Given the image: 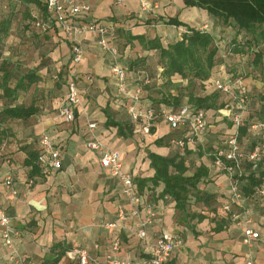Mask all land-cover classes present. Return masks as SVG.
Returning <instances> with one entry per match:
<instances>
[{"label":"crops","instance_id":"1","mask_svg":"<svg viewBox=\"0 0 264 264\" xmlns=\"http://www.w3.org/2000/svg\"><path fill=\"white\" fill-rule=\"evenodd\" d=\"M78 1L91 7L90 19L115 28L112 42L119 48L120 63L126 68L130 90L135 91L144 76H150L151 82L141 92L142 106L152 107V100L176 94L177 88L171 89L168 84L185 86L187 80L176 74L171 78L172 83H168L162 76L159 53L144 49L137 40L130 42L128 33L145 35L149 39L159 37L167 46L186 30L182 25L166 23L176 18L213 33L221 46L229 39V30L222 32L221 27L215 28L213 18L206 10L188 7L185 0ZM5 2L0 0L1 9ZM143 2L148 3L147 9H143ZM28 10L29 14L20 13L22 19L16 24L13 39H18L20 34L24 37L34 35L30 31L24 32L25 24L31 21V16H41L43 11L36 3L29 4ZM35 39L31 47L25 48L23 44L24 50L17 49L20 60L26 62L25 66L37 68L39 75V81L19 95L18 103L25 106L33 104L37 111L27 119L8 121L0 143V204L20 232L14 238V247L19 254L26 255L34 264H41L54 244L64 243L84 247L93 257L103 260L112 252L113 239L119 237L121 248L118 256L130 257L140 264L149 258L156 239L163 232L170 231L178 234L180 243L166 264H248L250 259L252 264H264V201L257 190L252 196L242 197L243 206L252 212L249 226L260 234L252 246L244 242L246 224L243 214L232 219L222 208L230 195V181L224 171L215 167L212 153L224 147V134L234 132V125H227L232 120L229 112L235 108L231 101L224 107L225 114L222 113L224 108L206 111L207 130L184 150L190 152L188 162L191 167L186 175H193L199 165L205 164L209 174L200 186L215 199L209 204L191 199L184 212L173 200L160 197L164 188L162 183L154 186L149 182L143 192H139L142 196L138 204L141 209L139 217L144 216L145 201L154 203L155 217L149 227L148 238L141 241L136 236L134 224L139 218L130 215L131 205L122 195L121 182L101 167L99 153L90 149L88 142L97 140L117 151L124 171L132 173L137 180L151 178L155 173L148 152L162 156L184 152L172 140L184 136L187 130L174 129L165 121H158L149 135L143 134L140 125L133 122L128 114L126 102L116 95V84L110 70L111 58L99 49L98 35L90 32L80 36L85 51L76 73L80 103L70 106L74 120H65L59 109L65 103L67 78L72 67L70 42L53 30L46 35L39 34ZM29 54H32L30 59ZM247 56V53L227 54L230 60L237 57L239 62L233 65L241 69ZM136 58H145L144 68L130 69L131 61ZM217 74L213 73V77L207 80L209 85L205 86V92L217 90L216 80L227 82L235 78L225 74V79H219ZM244 81L249 83L251 80L247 78ZM195 92L200 93V90ZM226 97H229L228 93ZM187 104L188 97L184 95L181 107ZM161 108L170 110L164 104ZM91 123L97 126L92 129ZM125 124H132V131ZM120 125H123L126 136L120 135ZM43 134H48L61 150L63 161L62 168L48 176L34 173L32 165L26 162L30 155L38 152V141ZM244 136L246 141L260 139V134L250 128ZM159 139L163 141L161 144L156 143ZM242 142L249 148L244 140ZM245 167L247 174L257 170L260 164L256 169H251L247 163ZM262 168L264 170V161ZM10 175L13 179L8 185L6 178ZM30 180H33L32 184ZM241 184L240 181L239 188L243 194ZM122 205L128 213L123 227H107L108 223L116 221ZM234 208L240 210V206ZM188 214L196 215L190 217ZM199 215L203 217L199 219ZM8 253L0 227V264H11ZM58 264L74 263L64 256Z\"/></svg>","mask_w":264,"mask_h":264},{"label":"trees","instance_id":"2","mask_svg":"<svg viewBox=\"0 0 264 264\" xmlns=\"http://www.w3.org/2000/svg\"><path fill=\"white\" fill-rule=\"evenodd\" d=\"M31 3H36L43 11L41 16H31V21L25 24L24 32L30 31L34 35L24 37L20 34L18 39H13L16 24L22 19V16H19L20 13L29 14L28 5ZM185 3L188 7L197 6L206 10L213 18L215 28L221 27L222 32L229 30L227 31L229 39L224 41V45L221 46L213 33L192 27L176 18L169 19L166 23L177 26L182 25L186 30L179 39L167 46L163 44L159 37L149 39L145 35L128 33L127 39L130 42L137 40L144 49L156 50L159 53L160 63L163 67L162 76L167 79L168 83H172V76L178 74L190 83L200 82L203 87V83L213 73L218 72V67L222 64L228 63L226 65L231 69L234 67L232 62H224L225 60L222 57L225 52L227 54L247 53L249 65L253 66L254 69L264 68V0H185ZM3 5H6L7 8H0V143L3 140L1 136L5 134L4 131L7 128L5 125L8 121L11 119H27L37 111L33 104L25 106L18 103L19 95L31 89L39 81L37 68L31 65L25 66L26 62L18 57V50H24L22 49L23 44L26 48L31 47L39 34L46 35L48 33H43L34 24L39 17H45L48 14L47 0L45 3L41 0H6ZM7 52L10 54L7 55ZM144 61L145 58H136L131 61L130 69L144 68L142 65ZM231 82L233 83V81ZM184 91L185 86H180L177 88L176 94H170L159 100H152L151 106L156 110H161V105L164 104L170 111H177L181 108L184 95L188 97V104L195 111L221 109L226 107L228 102L222 98V93L219 91L213 93H207L203 89L200 93H196L195 90L189 93ZM233 96L236 99L239 98L235 93L231 95V97ZM251 117L252 120L255 119L251 115L242 118V125L239 128L241 139L246 142L249 148L256 141H253V139L246 141L247 137L244 135L252 124L264 121V102L257 112V122H250ZM110 123L113 122L110 121ZM227 125L232 127L234 125L233 120L227 122ZM125 127L132 131V124H125ZM153 130L152 127L151 131ZM119 132L120 135H127L123 125H120ZM229 137L230 135L224 134L222 139L227 140ZM162 142V139L156 140L158 144ZM184 152H177L169 156L148 152L155 173L151 178L136 180L139 192H143L149 182L154 186L162 183L164 188L160 197L165 200H167L165 197L173 200L176 206L184 212L187 211L191 199L196 202L211 203L215 199L214 196L202 190L200 186L208 178L209 169L202 163L193 175H186L191 167L188 162L190 152L189 150ZM26 162L32 165L34 173H41L38 164V152L30 155V160ZM263 182L264 170L262 164H260L257 170L241 177L243 195L252 196ZM194 215L196 214H188L190 217H195ZM202 217L203 215H199V219ZM220 228L222 229V227ZM72 247L74 246L64 243L54 244L41 264H58L65 256L66 251Z\"/></svg>","mask_w":264,"mask_h":264},{"label":"built area","instance_id":"3","mask_svg":"<svg viewBox=\"0 0 264 264\" xmlns=\"http://www.w3.org/2000/svg\"><path fill=\"white\" fill-rule=\"evenodd\" d=\"M15 1V0H10ZM118 3L124 0H116ZM148 3L143 2V9L148 8ZM6 9L7 6L3 5ZM48 14L45 17H39L35 26L40 28L43 33L49 31H58L71 45L72 67L67 78V95L65 103L60 107L59 113L67 121L74 120V113L70 106H76L80 103V88L77 77V67L84 57V47L80 36L86 33H95L98 35L97 45L99 49L111 58L110 70L116 84V95L126 102V109L133 122L141 127L145 135L151 133L152 127L158 121H165L174 129L185 128L187 132L184 136L174 138L172 143L179 149L185 150L188 144H193L198 137L202 135L208 126L207 112L204 110H193L190 105H184L177 111L166 109L156 110L153 107L141 105V92L145 85L151 82L149 75H145L139 87L132 91L129 88L126 68L120 63L119 48L112 42L115 35V28L112 25L102 22H96L89 18L91 7L88 4H81L78 0H47ZM239 88V108L238 113L229 112L234 122V132L225 141L224 147L215 150L212 153L213 163L216 168L224 171L230 181V195L227 201L222 205L224 211L230 214L232 219L239 218L243 214V220L246 224L244 229V242L252 246L253 241L260 234L254 231L249 224L252 222V212L250 208L243 206V194L240 191L241 177L246 173V163L251 165V169H256L264 161V121L254 123L250 129L260 134V139L250 148L246 147L241 139L240 126L242 125V109L247 98V87L239 79L237 82ZM231 81H215L217 90L234 94V85ZM96 123H91L90 128L94 129ZM38 164L43 176L51 175L59 171L63 166L61 150L56 147L52 138L48 134L40 136L38 141ZM88 147L95 150L100 155V165L107 173L117 178L122 184V195L131 205L130 215L138 216L135 224V233L139 240L144 241L148 238L149 227L152 226L155 217L154 203L145 201L143 204L144 216L139 217L141 209L138 204L142 199L139 193L135 176L123 169V163L117 151L104 145L100 141H89ZM260 162V163H259ZM13 176L6 178V183L11 184ZM33 180H30V184ZM261 200L264 201V182L257 189ZM168 199V197H165ZM235 206H240V210H235ZM128 213L122 205L119 207L116 221L108 223L107 227L121 228L127 221ZM0 227L1 237L8 248V258L11 264H34L26 255L19 254L14 247V238L20 235L15 227L11 217H9L0 204ZM180 240L177 233L163 232L153 244L149 258L143 260L140 264H166L174 250L179 245ZM112 252L103 260L93 257L90 252L79 246H74L66 251L65 256L74 264H138L132 258H120L118 252L121 248L119 237H115L111 243ZM252 264V260L248 261Z\"/></svg>","mask_w":264,"mask_h":264},{"label":"rangeland","instance_id":"4","mask_svg":"<svg viewBox=\"0 0 264 264\" xmlns=\"http://www.w3.org/2000/svg\"><path fill=\"white\" fill-rule=\"evenodd\" d=\"M25 48H26V46H25ZM11 53H13V51H11ZM9 54L10 53H8L7 55H9ZM31 56H32V54H29L28 58L30 59ZM222 58H224V60H225L224 62H226V61L231 62L232 61V63L234 65L236 62L237 63L239 62L237 60V57H233L234 59H231V60L228 59L226 52L224 53V56ZM248 58H249V56H247L245 65L242 67V69L240 68V66H237V67H233L231 70V68L226 65L228 63L222 64L220 67H218L217 76L219 79H221V78L225 79V74H226V75L230 76L231 78L232 77L237 78L236 80H235V78H233L234 79L233 83L237 82V80H239V79L243 82V84L247 87L248 91H247L246 102L244 104V109H242L243 111H241L242 112V118H244V117L247 118L248 115H251L255 119L252 120V117H251L250 122H255V121L257 122V112H258L260 106L264 102V99H263V95H264V68L263 69H261V68L254 69L253 66L249 65ZM215 73H217V72H215ZM211 77H213V74ZM247 78H250V80H251L249 83H248V81H246V82L244 81V79H247ZM216 81H219V80H216ZM207 84H208V81L203 83V87H202L200 82L190 83L187 80L184 84L186 86L185 92L189 93V92L194 91V90L195 91H199V90L201 91L202 89L206 90L205 86H207ZM168 87H170L171 89L178 88L174 84H168ZM234 88H235V91L233 89L234 93L236 94V96H239L238 94H240V93H239V88H238L237 83H235ZM216 91H218V90H216ZM219 92L222 93L223 99L227 100L228 102L231 101L230 102L231 106L235 107L233 110H231V112L237 113L238 110H240V108H238V107L236 108V105H239L238 104V101H239L238 97H237V99L234 96L230 98V96H231L230 94H228L229 97H226L227 93L225 95V92H222V91H219ZM230 107H228V109ZM225 111H226V108H224L222 113L225 114Z\"/></svg>","mask_w":264,"mask_h":264}]
</instances>
